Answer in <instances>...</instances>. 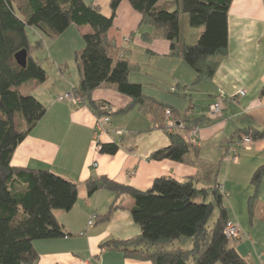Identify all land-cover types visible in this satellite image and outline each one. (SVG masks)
Returning a JSON list of instances; mask_svg holds the SVG:
<instances>
[{"label":"trees","instance_id":"trees-1","mask_svg":"<svg viewBox=\"0 0 264 264\" xmlns=\"http://www.w3.org/2000/svg\"><path fill=\"white\" fill-rule=\"evenodd\" d=\"M123 1L140 15L136 32L143 39L168 41L171 56H181L191 68L192 89L210 81L227 55V16L232 0H109L108 17L84 0H0V264H35L38 261L35 241L70 236L53 212H68L77 200L74 183L47 170L11 166L16 147L46 113L36 98L17 91L27 82L43 84L47 80L46 72L32 57L33 51L41 47V40L32 47L28 30L42 39L54 40L70 25L91 28L90 33L82 36L83 48L74 53L79 81L71 94L79 97L96 119L113 115L110 105L91 99L92 93L102 86L112 87L132 100L118 113L136 107L160 122L163 117L165 120V111L171 113L170 106L144 96L140 84L129 82L132 64L126 52L108 38ZM182 17L189 27L202 29L194 44L182 43ZM145 28L148 32H142ZM22 50L27 52L25 68L17 66L14 60V55ZM260 96L264 97V86ZM206 121L204 117L186 116L182 133L178 131L179 125L175 124L172 132L164 126L169 145L150 156L154 161L170 160L195 167L198 173L194 177L182 182L160 177L146 190L118 184L105 176L85 182L88 196L107 190L117 201L126 197L134 201L130 216L140 234L129 241H110L101 247L120 251L125 258L146 264H252L237 253L223 233L229 221L223 193L215 181L217 167L201 158L199 147L188 138L193 129L198 131L199 138V130ZM238 133L241 140L264 139V127ZM98 145L102 154L114 155L118 151L116 144ZM263 176L264 165L253 173L250 184L258 186ZM202 182L211 186L200 187ZM119 205L112 204L109 213ZM214 210L216 220L208 227ZM187 242L190 245L184 249L182 246Z\"/></svg>","mask_w":264,"mask_h":264},{"label":"crops","instance_id":"crops-1","mask_svg":"<svg viewBox=\"0 0 264 264\" xmlns=\"http://www.w3.org/2000/svg\"><path fill=\"white\" fill-rule=\"evenodd\" d=\"M84 1L97 6L104 16L110 14L108 0L105 3L103 0ZM140 19V15L123 1L116 11L113 27L108 31V38L129 55L130 62L136 63L135 68L132 66L134 71L131 68L128 74L129 82L140 84L144 96L170 106V120L179 125L181 133L184 117L207 119L199 130V153L201 158L217 167L215 181L223 193L228 221L238 228V237L231 240L230 245L252 264H264V176L258 186L250 184L253 173L264 165V139L250 140L244 148L240 146L242 135L238 133L247 128L262 130L264 127V97L260 96L264 86V0H232L227 16V55L214 77L199 84L198 92L194 93L191 68L181 56H171L168 41L143 39L136 32ZM70 31L82 40L91 28L70 25L56 39L45 40L50 45L53 88L46 83L49 77L43 84L27 82L17 88L20 94L36 98L46 113L16 147L11 166L47 170L77 187L73 208L68 212H53L70 236L35 241L33 247L38 255L35 264H111L109 257L122 264H146L125 258L120 251L101 247L106 242L129 241L140 234V228L130 216L133 199L126 197L122 202L117 201L107 190L88 196L85 182L105 176L118 184L146 190L157 178L170 177L182 182L194 177L198 169L170 160H151L152 153L169 145L164 130L166 118L157 121L158 118L152 114L144 115L136 107L118 113L132 100L112 87L102 86L91 95L92 101L110 105L113 112L105 127L106 133L97 138L96 117L89 108L81 103L74 105L66 99L59 100L64 94H70L79 81L78 70L75 81L65 76L69 64L61 56L65 53L63 58H68L69 47L63 43L56 46ZM198 36L193 34L192 44ZM40 40L43 43V39ZM182 43L188 44L185 40ZM137 49L144 51L141 64L131 58L137 54L134 53ZM166 86L169 90L166 93L170 94L167 97L162 94ZM240 92L244 95L240 96ZM219 94L235 100L225 101L222 113L208 118L209 106ZM195 95L197 98L194 99ZM186 102L188 107H183ZM196 104L200 106L197 113ZM118 131H121L120 135L116 133ZM98 144H116L118 151L114 155L102 154L96 149ZM209 186L211 183L200 184V187ZM112 204L120 205L109 213ZM91 219L92 224L88 226Z\"/></svg>","mask_w":264,"mask_h":264},{"label":"rangeland","instance_id":"rangeland-1","mask_svg":"<svg viewBox=\"0 0 264 264\" xmlns=\"http://www.w3.org/2000/svg\"><path fill=\"white\" fill-rule=\"evenodd\" d=\"M87 1H89V0H87ZM103 3H105V0H103ZM108 3H109V0H108ZM108 13H109V10H108ZM102 15H104V14H102ZM180 26H181V40L182 41L185 40L188 44H192L193 43V38H194L193 34L194 33H197L199 35L201 33V31H202L201 28L198 29V28L189 27L188 24H187L186 18H183V17L180 18ZM143 31L148 32V30H142V32ZM72 34H74L72 31L67 33V35L65 37H63V39H61V41L59 43L56 44V46H58V45L60 46L63 43L64 45L69 47L70 52H68V55H67L68 58H63L65 56V53H63L62 56H61L62 57L61 59H67V62L69 64V66H68L69 67V71H66L65 76L69 77L70 80L75 81V79L77 78V69H76L77 67H76V64L74 62V53H73V51H76V52L80 51L83 48V41L81 39H78L76 37V35L73 36ZM27 35H28V40H29L30 45L32 47H36V43L40 42V38H41L40 35L38 33L34 32V31H30V30H28ZM45 40L46 39L44 38L43 39V43L41 41V43H42L41 47H39V48H37V49H35L33 51V54H34L33 58L38 60V63H40L41 68L46 72L47 77H49V79H48V81H46V83L48 82L47 83L48 86L52 87L51 83H54V73L50 70V66L52 65V63L50 62V55H51L50 52H49L50 45L47 44V41L45 43ZM128 41H129V39H127L125 41V43L127 44ZM136 42L137 43L135 45L137 47L138 46V41H136ZM137 48H139V47H137ZM134 53H137V54H134L135 56L134 55L131 56L133 62H138L139 64H141V62L143 61L144 51H142L140 49H137ZM126 55H128V54H126ZM128 56H127V58L130 59V57H128ZM130 63L135 68V66H136L135 64L136 63L135 64H133L132 62H130ZM143 63H145V62H143ZM132 70L134 71L133 68H132ZM68 72H69V74H68ZM166 89H168L167 86L165 87V90H162V92H163L162 94L167 97V95H170V94L166 93V92H169V90H166ZM193 89H194V90H192L193 93L194 92H198V86H196ZM193 98L195 99V98H197V96L195 95V96H193ZM186 103L187 104L184 105L183 107H188V102H186ZM199 107L200 106L198 104H196V106H195V111L196 112L195 113L198 112V108ZM187 111H189V110H187ZM115 118H117V117H115ZM164 126L166 128H168L166 123H164ZM197 146H199V145H197ZM216 217H217V211L214 210L212 215H211V217H210V219H209L208 227L212 226L213 222L216 220ZM189 245H190L189 242H187L182 247L184 249H187L189 247ZM119 253L122 254L121 252H119ZM114 254H117V253H114ZM106 261L107 260H105V262ZM108 262L111 263V264H122L121 261H119L117 263L116 260H112V259H110V257L108 258Z\"/></svg>","mask_w":264,"mask_h":264},{"label":"built area","instance_id":"built-area-1","mask_svg":"<svg viewBox=\"0 0 264 264\" xmlns=\"http://www.w3.org/2000/svg\"><path fill=\"white\" fill-rule=\"evenodd\" d=\"M240 96H243L244 95V92H240L239 93ZM63 99H66L68 100L69 102H71L72 104L74 105H78L81 103V99L79 97H75L73 96L71 93L70 94H64L62 97L59 98V100H63ZM235 98L234 97H229V98H224L222 96V94H219V96L217 97L216 101L209 106V116H212V117H216V116H219L221 113H222V104L225 102V101H229V102H232L234 101ZM102 110H105V108H103ZM170 116H171V113L170 111H165V118H166V124L168 126L167 131L168 132H172V128L174 126V123L170 120ZM110 123V118L107 116V115H104L103 117H101L100 119H96V138L98 136H102L106 133V129L105 127ZM117 134H121V131H118L116 132ZM188 138L189 140L191 141V143L193 144H196V145H199L200 142L198 140V131L193 129L189 132L188 134ZM250 139L249 138H244L240 144V146H243L244 148H247L248 147V144H250ZM96 149H98L99 151V145H97ZM235 159V158H233ZM92 219L88 222V226H91L92 224ZM223 233L225 235V237L227 239H230V240H233V239H236L238 237V228L228 222L223 230ZM85 264H89V263H85Z\"/></svg>","mask_w":264,"mask_h":264},{"label":"water","instance_id":"water-1","mask_svg":"<svg viewBox=\"0 0 264 264\" xmlns=\"http://www.w3.org/2000/svg\"><path fill=\"white\" fill-rule=\"evenodd\" d=\"M14 60L17 66L25 68L27 62V52L25 50L19 51L14 55Z\"/></svg>","mask_w":264,"mask_h":264}]
</instances>
